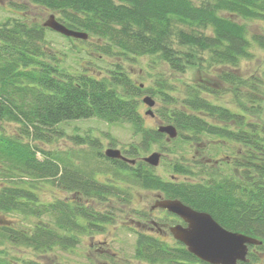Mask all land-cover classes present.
<instances>
[{
  "label": "trees",
  "instance_id": "16d2710c",
  "mask_svg": "<svg viewBox=\"0 0 264 264\" xmlns=\"http://www.w3.org/2000/svg\"><path fill=\"white\" fill-rule=\"evenodd\" d=\"M26 1L57 14L67 28L86 33L82 41H92L101 56L134 59L140 67L157 59L168 69L159 75L167 73L171 80L162 77L145 88L119 63L98 75L71 74L47 53L42 24L21 18L0 23V264H39L24 256L27 251L36 257L72 251L80 237L105 230L101 225L114 220L117 205H129L134 188L159 191L164 198L207 212L229 231L261 241L248 246L247 261L240 264H264V124L245 120L264 113V68L259 77L248 79L235 71L241 61L254 58V48L264 52V0ZM253 26L259 31L251 33ZM188 69L214 76L216 88L174 77ZM223 92L232 94L236 111L209 99L218 100ZM144 94L161 101L157 113L163 124L158 126L176 127L187 151L189 141L199 145L206 138L235 145L234 168L211 174L195 157L185 164L175 161L166 181L143 161L136 166L97 152L106 162L97 170L111 175L101 182L86 163L75 167L32 144L59 134L57 126L63 122L97 118L130 125L138 140L129 145V157L155 148L171 153L166 135L147 127L139 113L138 98ZM4 122L14 129L2 128ZM71 138L75 144L98 146L89 137ZM179 176L183 181L175 182ZM201 176L207 179L193 181ZM45 184L71 197L40 201ZM93 202L106 204L107 214ZM135 234L136 262L207 264L180 242Z\"/></svg>",
  "mask_w": 264,
  "mask_h": 264
},
{
  "label": "rangeland",
  "instance_id": "374dc122",
  "mask_svg": "<svg viewBox=\"0 0 264 264\" xmlns=\"http://www.w3.org/2000/svg\"><path fill=\"white\" fill-rule=\"evenodd\" d=\"M194 3L199 4L202 0H193ZM50 14H53L55 18L58 15L50 12L48 10L42 9L37 6L30 5L26 0H0V23L7 18H21L23 20H32L36 23L42 24ZM258 26H253L251 28L252 32L259 31ZM45 38L47 40V53L58 59L57 66L60 69L65 70L71 74L76 72H86L90 75H98L97 71H104L105 69L111 68L113 64H121L128 72L129 75L134 79L136 83H142L143 87L153 88L156 82L160 81L162 77H167L171 80V77L166 75H159L163 71L168 72L167 67L162 62L157 59L149 63L150 67L142 66L137 64L134 59H128L121 61L114 57L101 56L97 50V47L91 43L92 41H74L69 40L66 37L47 29L45 31ZM85 49L81 53H78L76 48ZM76 49V52L74 51ZM254 58L251 60L241 61L239 69L235 70L243 78L259 77L261 69L264 68V52L257 48L253 49ZM148 61L149 60H145ZM53 62V61H52ZM144 67V68H143ZM143 68V69H142ZM95 71V72H94ZM235 72V73H236ZM177 80L183 83H196L201 82V84L209 86L210 88H216L217 80L214 76L202 75L194 69H188L184 75H175ZM145 96H150L155 104L152 107H148L142 102ZM214 103L220 104L231 110H237V105L234 102L232 94L228 92H223L215 100L213 97H209ZM139 113L144 118L145 125L150 128H157L159 124H163L162 119L158 117L157 111L162 107L161 101L155 96L144 94L139 98ZM151 111L152 115L146 114L147 111ZM205 117V119L212 121L211 118ZM246 121H252L264 124V113L259 116H247ZM2 128L10 131L14 129L13 125L7 122L1 123ZM59 134H53L41 140H34L32 142L40 150L49 153L50 155H58L60 157H65L69 159L70 163L75 167H83V164H87L88 171L90 169L97 170L101 166H105L106 162L97 155V152L104 153L107 148H115L120 151H126L129 149V145L137 142V138L132 136V129L128 123H112L108 124L97 118H91L86 120H72L59 124L57 126ZM79 136L82 138L89 137L94 139L98 146L91 147L88 144H75L71 137ZM178 138V134L174 139L167 141V145L172 149V152H162L158 151L156 148L150 152L138 151V155L135 157L125 156L129 159L135 160V164L142 161V159L152 152H159L161 154L158 166L152 167L154 173L163 178L164 180H170L173 174L170 170L172 164L175 161H180L181 164H185L186 161L195 158L196 143L192 144L191 141L189 145V151L186 150V144H183ZM113 146H112V145ZM115 144V145H114ZM199 145H207L205 149H201L203 158L214 157L219 158V156H233L235 159V154L238 153L235 145H229V143H223L217 139H202ZM201 148V147H200ZM41 153H38L40 157ZM197 162L204 164L201 157L197 158ZM234 160H232L230 168H234ZM208 173L214 174L226 173L225 171L229 167L222 166V170L219 167H211L205 165ZM230 169V170H231ZM96 172V173H95ZM232 176L235 175V171H232ZM110 174H104L103 172L94 171L93 178L101 182H104L106 177ZM215 175V176H216ZM111 176V175H110ZM178 180H183V176H179ZM202 179H207L205 176L196 178L194 182H202ZM44 190L40 191V201L48 202L52 201L53 197L59 196L61 198L70 196L68 193L60 192L58 189L45 184ZM131 199L129 205L119 204L117 205V210L112 214L117 220L115 225H108L106 229L101 233H93L92 235H87L80 237V243L77 247L73 248L69 252H57V255L44 254L39 257L28 254L29 252H24V256H29L35 259L39 264H144L136 262L132 258L134 243L136 239V234L134 231L129 229L130 220H138L139 216L136 215V211H148L153 205L156 194L154 192L144 191L142 189L134 188L130 191ZM71 197V196H70ZM69 197V198H70ZM94 207L106 213V204H98L93 202ZM107 214V213H106ZM133 227V226H131ZM169 244L173 242L171 239H167ZM106 249L108 251H104ZM16 252V251H15ZM23 255V253H19ZM106 257H109L106 258Z\"/></svg>",
  "mask_w": 264,
  "mask_h": 264
},
{
  "label": "water",
  "instance_id": "95a60500",
  "mask_svg": "<svg viewBox=\"0 0 264 264\" xmlns=\"http://www.w3.org/2000/svg\"><path fill=\"white\" fill-rule=\"evenodd\" d=\"M48 28L65 37L86 40L88 35L84 32L74 31L55 19L53 14L42 23ZM148 107H152L155 101L150 96L142 100ZM146 114L152 115L151 111ZM157 131L167 135V140L174 139L178 132L171 124L160 125ZM104 156L109 159H117L129 164L135 160L124 157L120 150L107 148ZM161 154L152 152L142 159L147 165L156 167L159 164ZM162 209L176 214L185 223L186 227L175 225L170 228L172 237L182 243L187 251L198 260L207 264H240L247 261L248 246H257L261 241L242 233L229 231L219 225L210 214L193 210L178 199L159 200L157 205Z\"/></svg>",
  "mask_w": 264,
  "mask_h": 264
},
{
  "label": "flooded vegetation",
  "instance_id": "af4514ba",
  "mask_svg": "<svg viewBox=\"0 0 264 264\" xmlns=\"http://www.w3.org/2000/svg\"><path fill=\"white\" fill-rule=\"evenodd\" d=\"M196 146L198 148L201 147V149H205L207 145H196ZM126 151H128V150H126ZM126 151H121V154L123 156H127ZM199 154H202V151H201V153H199L197 150L195 152L194 156L196 158L201 157V160L204 162V165H209V166L214 167V168L219 167L220 168L219 171L222 170V168H221L222 166L230 168L232 160H234L233 159L234 155L233 156H231V155L222 156V157L219 156V158H214L212 156L203 158V156H201ZM182 181L183 180H178V179L175 180V182H182ZM144 191L154 192L156 194V199H155L153 205H151L150 209L148 211H144L141 214L142 216H144V218H141L140 217L141 215H140L138 218V220H140V221L131 219L130 220L131 224L127 227L134 232H138V233L143 232L146 234L153 235V236H155V237H157L160 240L165 241V242L167 241V239H171V241L173 243L177 242L176 240L173 239V237L170 233V228L172 226H175V225H181L183 227H186V223L176 214L171 213V212L167 211L166 209H162L159 206H156L157 202L159 200H168V198H164V196L159 191H150V190H144ZM170 200H173V199H170ZM186 206H188V205H186ZM193 210H195V209H193ZM196 211H199V210H196ZM200 212H204V211H200ZM116 222H117V220L114 219L110 223H107V224L101 225V226H104L106 229V226L115 225ZM131 226H133V227H131ZM103 250L108 251L106 249H103Z\"/></svg>",
  "mask_w": 264,
  "mask_h": 264
}]
</instances>
